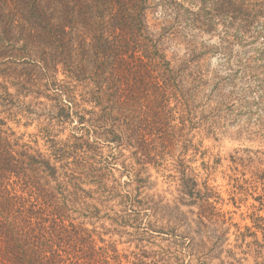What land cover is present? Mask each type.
I'll return each mask as SVG.
<instances>
[{
  "label": "trees",
  "instance_id": "16d2710c",
  "mask_svg": "<svg viewBox=\"0 0 264 264\" xmlns=\"http://www.w3.org/2000/svg\"><path fill=\"white\" fill-rule=\"evenodd\" d=\"M205 35L223 58L254 46L249 60L264 67V0H0V264H209L233 225L208 180L177 157L175 204L144 193V174L166 156L200 153L187 136L191 94L203 87L191 62L209 53L195 39ZM174 40L191 61L167 58ZM31 90L53 103L48 124L19 133L44 116L24 102ZM254 182L264 184V170ZM258 232L264 239L254 213ZM114 236L151 250L126 255ZM162 236L205 258L173 256L155 244Z\"/></svg>",
  "mask_w": 264,
  "mask_h": 264
},
{
  "label": "rangeland",
  "instance_id": "374dc122",
  "mask_svg": "<svg viewBox=\"0 0 264 264\" xmlns=\"http://www.w3.org/2000/svg\"><path fill=\"white\" fill-rule=\"evenodd\" d=\"M150 19V24L164 26L161 25V19L158 21ZM217 45L216 37L210 38L205 35L201 39H195L196 51L206 50L209 53L201 56L196 62H191L190 75L194 77L201 75L203 87L196 98L191 94L194 114L189 116L191 129L187 137L192 140V144L197 145L200 153L189 150L181 157L178 153L166 156L168 158H165L159 168L150 169L144 174L149 176L150 183L147 184L144 193L155 199L160 198L164 204H175L178 186L169 176L173 174V165L177 157L181 158L188 170L201 174L199 182L207 179L209 186L215 189L222 202L218 207L223 212H229L227 214L231 218L229 222L233 225L228 229L227 226L224 227L227 229L226 236L219 251L212 250L209 253L211 256L207 259L209 264H219L221 261L224 264H264V239L260 232L254 235V213L264 217V205L259 204V197L264 195V184L256 187L254 182V173L264 170V67L261 66L263 62H257L254 69V59L249 60L254 58L252 45L243 48L235 46L231 58H223L222 54L214 53L213 48ZM166 50L169 59L187 56L191 61L188 57L191 56V52L176 40L169 42ZM175 65L176 62L173 61L172 66ZM63 77L60 75L58 79L62 80ZM40 88L43 89V86L40 85ZM31 91L34 93L24 99V102L30 103L38 115L44 116L39 120L34 119L27 129L16 128L19 133L26 131L25 133L36 134L39 128H46L48 124L47 111L52 108L53 103L49 98L35 97L37 93ZM10 92L16 94L22 90L15 87L10 89ZM49 93L53 92L49 90ZM258 97L262 98L261 103ZM69 133L67 129L57 139H64ZM254 206L261 211H256ZM180 209L184 213L187 211L185 208ZM186 217L192 218L191 215ZM191 226L194 227L193 224ZM236 226L243 234L240 239H236ZM181 232L182 230L177 234ZM129 238L130 236H114L112 239L117 242L120 252L126 255L138 254L140 248L149 247L148 250H151L148 243L142 242L138 245L128 242ZM190 238L192 242L199 244L198 238L191 231ZM170 240L175 244L168 248L166 245ZM154 242L169 249L177 258L195 260L205 258L200 253V248L187 247L184 239L162 236ZM154 249L157 250V247Z\"/></svg>",
  "mask_w": 264,
  "mask_h": 264
}]
</instances>
